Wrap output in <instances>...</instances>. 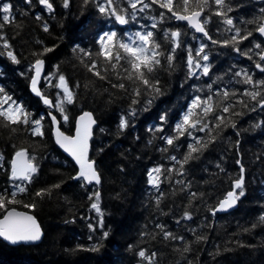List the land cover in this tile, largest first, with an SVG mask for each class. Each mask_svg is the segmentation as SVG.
Segmentation results:
<instances>
[{
  "label": "trees",
  "instance_id": "1",
  "mask_svg": "<svg viewBox=\"0 0 264 264\" xmlns=\"http://www.w3.org/2000/svg\"><path fill=\"white\" fill-rule=\"evenodd\" d=\"M50 2L54 8L52 12L39 0H31L30 3L27 0H0V5H11L10 16L14 18L12 23L4 24L0 29V34L10 45V48H4V40H0V89H3L0 95L10 96L22 104L34 119L44 116L41 121L43 137L32 135L27 125H12L0 117V156L3 157L0 159V194L6 190L8 193L0 216L9 207L24 210L33 216L42 233L37 244L9 246L0 240V264H148L147 260L138 256L141 249L148 255L156 253L153 264H264V222L260 219L264 216V109L257 107L255 111L249 110L255 102L239 93L245 88L252 90V86L237 83L241 77L233 76L234 72L244 69L254 80L264 79V73L255 66L256 62L264 64L258 55L264 49V39L253 32L252 37L239 45L243 51L252 48L249 53L251 60L231 47L209 45L212 77H223L213 85V91L217 88L236 91L237 96L232 98L234 111L243 115L223 114L235 121L237 127L215 129L212 134L218 133V139L202 153L194 154L199 158L184 165L185 175L173 173L172 178L167 180L161 176L159 190L163 191L164 197L157 208L159 191L149 184L148 171L157 166L173 167L168 157L175 155L182 159L188 151L187 145L195 144L194 139L184 136L176 141L177 146L173 148L159 136L175 135L172 129L187 110L192 97L207 94V89L195 93L193 86L210 83L209 77L184 82L187 48L198 46L202 37L195 36L173 18L158 23L159 30L151 29L153 21L147 17H156L159 21L161 11L166 17L171 16L157 5L139 13L137 21L120 26L114 20L109 22L101 17L94 5H83L82 0H70L67 9L62 6V0ZM229 2L234 9L229 15L237 23L259 17L260 9L264 8V0ZM121 7L125 5L122 3ZM211 7L214 9L215 6ZM3 15L0 13V17ZM37 15L40 20L36 19ZM219 20V17L211 16L207 27L212 35L221 40L233 35L231 32L224 35L217 32V27H225L218 25ZM0 24H3L2 19ZM45 24L47 32L44 31ZM140 25L156 32L165 52L170 50L171 45L164 41V30L181 31L183 45L175 53V70L158 72L165 94L155 100L149 111L140 112L128 128L119 132L120 116L127 112L130 100L123 91L112 88L111 83L130 82L117 81L111 70L104 72L103 58L95 55L100 47L97 39L102 32L112 30L123 37L124 32L139 30ZM240 26L248 29L255 27ZM256 43H260L262 48H255ZM77 46L93 53L91 59L98 62L99 70L108 76L107 80H101L88 71L85 65L91 61L87 57H84L85 63L80 62L79 53L73 52ZM45 48L52 51L44 53ZM8 51L14 53L19 63L11 61ZM37 59L44 61L42 77L58 66L75 93L74 103L64 105L69 117L65 123L60 120L61 114L55 108L49 111L40 99L31 97L28 92L33 74L31 66ZM57 80L58 77H54L52 84H56ZM77 84L79 87H76ZM38 87L42 95L54 104L59 91L43 82ZM237 99L244 100L249 107L237 104ZM49 112L57 117L59 129L66 135L71 134L73 120L78 114L92 113L96 124L88 157L95 162V168L101 175L100 185L82 187V182L73 181L74 166L52 143L47 119ZM163 114L167 115V123L163 125L165 131L149 132V126L161 124L159 117ZM214 123L210 121L209 127ZM193 136L204 141L209 139L207 132L193 131ZM150 139L152 144L148 143ZM162 148L168 151L162 152ZM18 149H26L30 156H35L34 163L39 165V170L30 184L16 182L26 186L27 192L17 195L18 202L9 203L13 190V182L8 179L9 161ZM237 160L245 169V195L231 211L213 215L211 209L231 190L232 180L240 174ZM175 167L179 168V165ZM181 179L191 185L186 191H181L183 185L176 183ZM54 185L60 187L55 188ZM97 188L100 191L103 227L100 226V214L90 207L95 196L91 201L88 198ZM41 189H51V193L37 197L35 194ZM191 192L197 193V198L189 206ZM185 210L190 212L191 220L183 219ZM89 224L95 231L89 229ZM157 224L184 239L164 240ZM197 236L206 239L197 241ZM94 244L98 245V250H88ZM185 246L189 249L186 252Z\"/></svg>",
  "mask_w": 264,
  "mask_h": 264
},
{
  "label": "snow or ice",
  "instance_id": "2",
  "mask_svg": "<svg viewBox=\"0 0 264 264\" xmlns=\"http://www.w3.org/2000/svg\"><path fill=\"white\" fill-rule=\"evenodd\" d=\"M31 2V0H27ZM39 3L43 5L49 12L54 11L53 4L50 0H39ZM125 7H121V4ZM83 5L92 4L101 17L105 18L109 22L115 21L120 26H126L131 22H135L138 19L139 13H144L150 9L153 5H157L161 9H165L167 13H170V17H166L165 12H159V21L156 17H147L153 22L150 25L151 29H158V23L163 22L165 19L174 18L178 21H186L189 28L194 29L196 33L201 34V39L198 42V46L187 48V73L186 79H197L201 77H209L211 82L206 83L203 86H193L195 93H202L207 89V94L201 96L199 94L194 95L187 105V110L183 113L179 122H177L172 129L175 135H161L159 139L163 140L169 146L176 148V141L181 137L187 136L195 140V144L189 143L187 145L188 151L184 154L182 159H178L177 156L172 155L168 157L173 162V167L163 168V166H157L148 171L149 184L153 185L158 191L159 195L156 197V206L159 208L162 198L164 197L163 191L159 190V185L162 182L161 176L164 179H171L172 174L183 176L185 175L184 165L190 160L198 159L199 157L194 155L195 153H202L208 146L218 139L217 135H213L215 129H221L222 126L237 127L236 122L232 121L229 117L223 114H231L234 116H241L243 113L234 111L235 105L232 103V98L237 96L236 91L226 90L224 88H217L213 91V85L218 84L223 77H212L213 65L210 63V50L209 45L220 47H231L233 51L242 56H246L249 60L252 56L249 53L252 52V48H248L247 51H243L239 45L253 36V32H257L260 36H264V8L260 9L261 15L259 17L242 20L237 23L236 20L229 13L233 12V7L229 0H82ZM214 5V9L211 7ZM62 6L67 9L70 7V0H62ZM128 9H131L129 12ZM11 5H0V13H4L0 19L3 24H0V29L4 24L13 22L10 16ZM211 12V15L208 13ZM211 16L219 17L218 25H224L221 29L217 27V32L220 35L231 32L233 35L221 40L215 38L209 28L207 27L211 22ZM37 20L41 17L37 15ZM240 24L255 25L253 29L241 27ZM148 26L140 25L139 30L124 32L123 37L115 30L104 31L98 36L97 43L99 44V51L95 53L97 57H102L104 62V72L109 70L115 76L117 81H128L129 84L124 82L111 83L112 88L119 89L126 94V98L130 100L128 110L125 114L120 116L118 131L123 132L131 125V121L135 119L140 112H147L150 110L155 100L165 94L164 88L158 77V72L161 70L174 71L175 60L178 49L183 45V41L180 39L183 35L179 30H164V41L171 45L170 50L165 52L162 50V44L157 39L156 32L147 30ZM44 31H48V26L44 25ZM194 39H196L194 37ZM0 40H4V48H10L8 41L0 34ZM255 48L261 49L260 43L254 45ZM52 51L51 48H45L44 53ZM74 53H79V59L81 63H85L84 57H87L91 63L86 64L88 71L97 76L101 80H107L108 76L102 74L99 70L100 65L97 61L92 60L93 53L86 51L83 48L77 46L73 49ZM34 55H36L34 53ZM43 55V53H41ZM260 60L264 61V49L258 53ZM7 56L13 63H19V60L12 51L7 52ZM166 61V63H165ZM44 61L37 59L31 66L35 70V74L31 77V90L37 96H40L44 104L49 108H55L60 112L63 120L67 122L69 120L66 114L65 103L72 104L75 101V93L69 88L68 81L63 73L59 72V67L55 66L54 71L44 76L43 79L47 81L49 86L57 87L63 92V99L57 95V102L53 104L51 100L44 97L37 85L41 79V73L43 71ZM255 66L261 73H264V64L256 62ZM234 77H241L237 83L251 85L252 90L245 88L243 92L239 93L242 96H247L250 101L255 104L249 109L255 111L257 107L264 109V79L254 80L253 76L249 74L247 70L241 69L233 73ZM54 77H58V83L52 84ZM183 86V84L181 85ZM76 87H79L77 84ZM3 89H0L2 92ZM8 108H4L3 104L8 103ZM237 104L242 105L245 108L249 107V104L244 100L237 99ZM51 117L52 125L55 126L59 122L57 117L51 112L48 113ZM0 117H3L9 124L18 125L24 124L29 126V130L34 136L43 137L41 121L44 116L39 118H33L32 113L25 110L22 104L12 100L10 96L3 100H0ZM161 124L151 125L148 131L151 133H163L165 131L163 125L167 123V115L163 114L159 117ZM210 121H215L212 127H209ZM96 124V120L93 118L92 113L83 112L81 116L77 118L76 130L74 136H67L63 132H60L57 128L55 131L56 143L68 153L69 156L79 166V171L72 179H83L82 187L87 186L95 182L96 185L101 183V175L95 168V162L88 157L89 152V140L93 135V126ZM7 126V125H5ZM260 125H256L259 127ZM16 129H13L15 131ZM104 131V129H101ZM193 131L207 132L209 139L207 141L193 136ZM236 135L239 136L240 132L237 131ZM152 140L148 141L152 144ZM239 145V140L236 141ZM162 152H167V148L160 149ZM3 157L0 156V159ZM35 156H30L26 149H18L15 151L13 158L10 161V172L8 173L9 181L13 182V190L10 193L9 203L18 202L16 197L18 194L27 192V187L22 183H16L17 181L31 183L35 178V174L39 170V165L34 163ZM236 163L240 165L239 176L232 180V190L228 191L226 197L219 201L218 206L211 209L213 215L218 211L227 210L233 207L237 201L245 195L244 182L245 169L240 160ZM175 165H179L176 168ZM219 167V165H217ZM223 171V169H221ZM177 184L183 185L181 191H186L191 187L190 184H185L184 180H177ZM58 188L60 185H54ZM51 189H41L36 192L37 197H41L45 194H50ZM202 195V194H201ZM95 196L94 202L91 203V209H94L101 216L100 226L103 227L102 212L100 208V191L97 190L89 195L91 201ZM8 197L7 190L4 194H0V209L5 208V200ZM197 198V193L191 192L189 199V206L191 201ZM34 205H25V207H33ZM166 214V213H165ZM183 219L191 220L192 216L187 210L184 211ZM261 222H264V216L261 218ZM179 220L177 223L179 224ZM89 229L95 231L92 224L88 225ZM159 228L160 233L163 234L164 240H183L184 237L176 236L170 231H166L165 227L161 224L156 225ZM192 231H195L194 229ZM146 233H142L144 235ZM104 236L107 237L108 233L105 232ZM0 237L4 238L13 244L19 242H36L42 237L39 226L36 224L32 216H26L23 213L15 212V210L8 211L4 219L0 220ZM155 238V237H153ZM91 239V237H89ZM197 241L204 240L206 237L197 236ZM91 251H97L98 245H93ZM188 247L185 246L184 251H188ZM138 256L147 260L148 264H153L156 258V253L148 255L145 250L141 249L138 252Z\"/></svg>",
  "mask_w": 264,
  "mask_h": 264
},
{
  "label": "water",
  "instance_id": "3",
  "mask_svg": "<svg viewBox=\"0 0 264 264\" xmlns=\"http://www.w3.org/2000/svg\"><path fill=\"white\" fill-rule=\"evenodd\" d=\"M43 6V5H42ZM174 19V18H173ZM174 21L175 22H177V23H182V24H184L195 36H200L201 37V34H199V33H196L195 31H194V29H191V28H189V26L187 25V22L186 21H178V20H175L174 19ZM256 35L258 36V37H260L261 39H264V36H260V34L259 33H257L256 32ZM35 74V70L33 69V74L32 75H34ZM32 77V76H31ZM41 77H42V73H41ZM39 86V83H38V85H37V87ZM38 89H39V87H38ZM28 92H29V94H30V96L31 97H33V98H38V99H40V102L42 103V105H44L49 111H51L52 110V108H49L46 104H44V102H43V100L41 99V97L40 96H37L35 93H33L32 92V90H31V78H30V81H29V88H28ZM83 114V112L82 113H80V114H78L75 118H74V120H73V127H72V131H71V134L70 135H67V136H74L75 135V130H76V121H77V118L79 117V116H81ZM47 119H48V121H49V123H50V135H51V140H52V143H53V145H54V147L60 152V154L65 158V159H67L73 166H74V168H75V175H76V173L79 171V166L78 165H76V163H75V161L72 159V157L71 156H69L68 155V153L67 152H65L64 151V149H62L57 143H56V136H55V131H56V129L58 128L59 129V123L57 124V125H55V126H53L52 125V122H51V117L50 116H48V114H47ZM95 126V125H94ZM94 126H93V128H94ZM59 131L61 132V130L59 129ZM66 135V134H65ZM91 139V138H90ZM89 146H90V140H89ZM88 154H89V152H88ZM14 156V155H13ZM13 156L11 157V159L13 158ZM11 159H10V161H11ZM10 161H9V172H10V168H11V165H10ZM74 175V176H75ZM73 181H80V182H82L83 183V179L82 178H80V179H73ZM88 186V185H87ZM90 186H97L96 184H95V182H93L92 184H90ZM231 190H232V187H231ZM230 190V191H231ZM225 197H226V195H225ZM224 197V198H225ZM223 198V199H224ZM219 203V202H218ZM218 206V204H216V206L215 207H217ZM235 206H236V204L233 206V207H231V208H229V209H227V210H223V211H218V212H216L217 214H221V213H227V212H229V211H231L232 209H234L235 208ZM214 207V208H215ZM15 210V212H18V213H23V214H25L26 216H32L30 213H28V212H26V211H24V210H18V209H15V208H13V207H9V208H6L4 211H3V213H2V215L0 216V220H2V219H4V217H5V215H7V213H8V211H11V210ZM33 217V216H32ZM35 220V219H34ZM35 222H36V220H35ZM36 224L38 225V223L36 222ZM39 226V225H38ZM40 228V227H39ZM41 231V230H40ZM0 240L1 241H3L4 243H6L7 245H9V246H16V245H30V244H37L39 241H36V242H19V243H16V244H13V243H11V242H9V241H6L4 238H2V237H0Z\"/></svg>",
  "mask_w": 264,
  "mask_h": 264
},
{
  "label": "rangeland",
  "instance_id": "4",
  "mask_svg": "<svg viewBox=\"0 0 264 264\" xmlns=\"http://www.w3.org/2000/svg\"><path fill=\"white\" fill-rule=\"evenodd\" d=\"M40 82H43L45 85H48L47 81H45V80L43 79V77H41V79H40V81H39V84H40ZM56 83H58V80L56 81ZM55 88L59 91V92L56 94V96L59 94L60 98L63 99V92H62V90L59 89V88H57V87H55ZM5 98H6V97L0 95V100H3V99H5ZM56 98H57V97H56ZM56 102H57V99H56L55 103H56ZM9 103H11V101H8V103L3 104V107H4V108H8V104H9ZM55 103H54V104H55ZM56 112L60 113V112L57 111V110H56ZM60 120H61L63 123H65V121H64L63 118H62V116H60Z\"/></svg>",
  "mask_w": 264,
  "mask_h": 264
}]
</instances>
